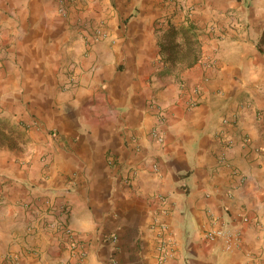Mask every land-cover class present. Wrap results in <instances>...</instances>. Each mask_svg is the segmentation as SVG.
Wrapping results in <instances>:
<instances>
[{
    "label": "crops",
    "instance_id": "obj_1",
    "mask_svg": "<svg viewBox=\"0 0 264 264\" xmlns=\"http://www.w3.org/2000/svg\"><path fill=\"white\" fill-rule=\"evenodd\" d=\"M191 26L198 60L174 69L169 35ZM262 45L264 0H78L68 19L0 0V121L39 123L0 152V264H75L65 227L85 264H264Z\"/></svg>",
    "mask_w": 264,
    "mask_h": 264
},
{
    "label": "rangeland",
    "instance_id": "obj_2",
    "mask_svg": "<svg viewBox=\"0 0 264 264\" xmlns=\"http://www.w3.org/2000/svg\"><path fill=\"white\" fill-rule=\"evenodd\" d=\"M78 0H53V10L56 12L59 16H61L64 19H68L70 17L71 11L73 6L77 3ZM119 1V0H118ZM62 9L67 10L66 16L62 15ZM190 19V18H189ZM96 22V20H94ZM93 20L88 21L90 24L87 26V24L82 25L81 27L84 29V32H82V36L84 39V44L86 47L85 55L92 49V46L94 43H96V24L94 25ZM81 22V19L77 20V24ZM76 24V26H77ZM80 27V25H79ZM260 52L262 53L264 57V45L260 48ZM168 57L171 59L170 51L168 52ZM175 54V53H174ZM174 54H172L174 56ZM177 59L183 61L180 65L177 67L175 66L174 69H180L184 68L186 65L191 62V57H176ZM180 63V62H179ZM77 69V66L73 67V72H75ZM71 86L72 82L70 83H62L60 85L61 89H64L66 86ZM37 120L31 118L30 120H26L23 117L15 120L14 123H11L10 121H0V152L5 151H14L16 150L17 153H25L28 151L27 144L30 142V138L28 137V132L32 128H36ZM264 124V119H263ZM4 183H0V186H2ZM1 189V188H0Z\"/></svg>",
    "mask_w": 264,
    "mask_h": 264
},
{
    "label": "built area",
    "instance_id": "obj_3",
    "mask_svg": "<svg viewBox=\"0 0 264 264\" xmlns=\"http://www.w3.org/2000/svg\"><path fill=\"white\" fill-rule=\"evenodd\" d=\"M72 1V0H70ZM67 10L62 9V15L66 16ZM228 122V121H225ZM152 137L157 140L159 143L164 142V136L159 130L158 127H155L151 133ZM159 167L157 164H154L153 170L158 171ZM156 229H158V241H157V257L160 263L166 262L169 258L174 255L173 243L170 239L169 227L167 224H157ZM206 237L208 239H226L228 248L233 246L232 234L227 231L224 227L213 226L206 232ZM63 236L65 237L63 248L70 251L74 254L76 258L75 264H85V259L88 255L86 248L80 246L79 236L70 228L63 229ZM113 243L118 242L117 235L112 236L111 238Z\"/></svg>",
    "mask_w": 264,
    "mask_h": 264
},
{
    "label": "trees",
    "instance_id": "obj_4",
    "mask_svg": "<svg viewBox=\"0 0 264 264\" xmlns=\"http://www.w3.org/2000/svg\"><path fill=\"white\" fill-rule=\"evenodd\" d=\"M169 44L166 46V51H170L171 61L172 62H183L176 57H191V62L187 65V67H191L192 63L198 60V56L200 54V45L197 41L194 40V35L192 31V26L189 28H181L180 30H175L169 35ZM179 38L181 40H179ZM177 67V66H176Z\"/></svg>",
    "mask_w": 264,
    "mask_h": 264
}]
</instances>
